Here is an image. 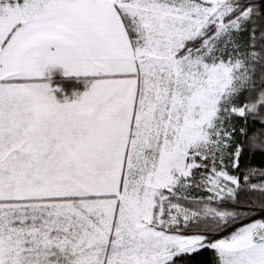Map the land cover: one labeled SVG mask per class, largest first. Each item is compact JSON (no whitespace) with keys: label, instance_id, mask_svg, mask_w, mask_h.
Returning <instances> with one entry per match:
<instances>
[{"label":"snow or ice","instance_id":"6c2138e0","mask_svg":"<svg viewBox=\"0 0 264 264\" xmlns=\"http://www.w3.org/2000/svg\"><path fill=\"white\" fill-rule=\"evenodd\" d=\"M0 264H264V0H0Z\"/></svg>","mask_w":264,"mask_h":264}]
</instances>
